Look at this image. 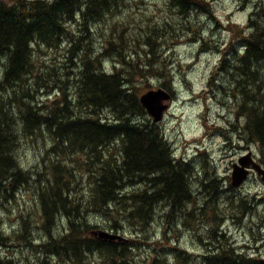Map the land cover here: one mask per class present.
I'll return each instance as SVG.
<instances>
[{
	"label": "trees",
	"instance_id": "obj_1",
	"mask_svg": "<svg viewBox=\"0 0 264 264\" xmlns=\"http://www.w3.org/2000/svg\"><path fill=\"white\" fill-rule=\"evenodd\" d=\"M126 2L128 0H14L8 3L0 0V67H4L0 89H12L15 96H0V199H12L19 186L31 184L32 178L16 157L21 137L18 133L29 138L47 131L54 142L46 151V157L54 159L46 168L49 175L45 176L43 184L38 182L42 228L49 237L45 247L38 245L39 250H44L41 251L44 258L19 262L0 255V264H54L51 258L56 257L58 264H91L90 258L96 256L102 264H135L129 256L135 242L91 236L98 226L91 224L89 216L96 213L104 217L113 223L112 230L118 231L123 220L132 225L148 224L160 204L168 205L172 215H179L185 205L194 201L190 191L193 163L174 157L161 127L148 117L139 100L143 90L135 81L149 78V72L154 70L145 71L142 65H136L127 75L121 71L107 73L100 68L104 54L97 57L91 56L89 50L80 51L83 63L75 74L76 109L86 112H74L72 102L69 104L66 98L62 101L65 106L53 102L39 109L28 101L36 91L37 77L32 74L37 49L59 45L71 36L70 25L78 26L83 34L89 35L93 24L104 22ZM170 2L185 16L199 10L210 12L205 0ZM258 9L255 19L250 21V32L239 36L238 45H243V49L239 50L233 41L225 47L221 71L226 66V57L234 56L236 61L228 66L227 73L232 80L231 92L239 99L237 115L246 121L245 140L248 144L264 146V5L259 3ZM161 27L165 26L146 24L141 27V41H146L151 54L155 46L158 49L162 44ZM81 42L73 41L70 53L77 51ZM125 42L120 40L118 45L125 46ZM155 72L161 78L170 79L164 68ZM18 91L22 92L20 98L16 97ZM17 104L21 117L15 112ZM45 110H49L48 116L38 112ZM64 157L75 159L68 164ZM61 159L65 160L64 164ZM220 182L218 179L201 182L212 203L221 195ZM83 184H87L86 189ZM235 204L242 208L246 200H237ZM59 218L66 219L68 228L65 234L57 236L54 229ZM216 219H212L214 223ZM219 227L218 224L214 230L213 245L212 240L216 238L223 242ZM21 237L29 241L28 237ZM11 239L0 224V247L8 246ZM227 244H219L217 250L207 256L205 264H259L256 258ZM186 260L177 253L174 262L162 261L180 264Z\"/></svg>",
	"mask_w": 264,
	"mask_h": 264
},
{
	"label": "rangeland",
	"instance_id": "obj_2",
	"mask_svg": "<svg viewBox=\"0 0 264 264\" xmlns=\"http://www.w3.org/2000/svg\"><path fill=\"white\" fill-rule=\"evenodd\" d=\"M205 1L209 13L199 10L185 16L172 7L170 0H128L121 10L109 14L104 22L93 24L89 35L83 34L78 26L70 25L71 36L56 47L45 45L36 51L32 74L37 77L36 91L31 94L33 99H28L36 109L51 106L53 102L65 106L62 101L66 98L69 104L72 102L74 112H86L76 109L75 87V74L83 63L79 52L85 50H89L91 56L105 55L100 59V68L107 73L121 71L127 75L136 65H142L145 71L154 70L149 72V78L135 81L143 93L163 86L171 87L174 101L160 127L176 159L193 163L190 191L194 201L185 205L179 215H172L168 205L160 204L148 224L132 225L123 220L118 231L112 230L113 223L104 217L96 213L89 216L91 224L98 226L91 236L109 232L125 242H135L136 246L129 254L135 264L174 262L177 253L187 259L180 264H205L207 256L215 252L219 244L224 246L227 242L240 253L257 260L264 258V183L259 176L253 175L240 189L231 187L233 165L249 151L264 166V146L248 144L245 140L247 135L243 126L246 121L237 115L239 99L231 92L232 80L227 73L228 66L236 61L234 56L226 57V66L221 71L225 47L233 41L239 50L243 49V45H238L239 36L250 32V21L255 19L259 3L264 5V0ZM146 24L165 26L160 32L162 44L158 49L154 47L153 54L139 35L143 33L141 27ZM75 40L82 42L77 51L70 53ZM120 40H126V45L119 46ZM148 64L151 66L147 67ZM3 68L0 67V81ZM160 68L170 74V79L161 78L155 72ZM6 90L0 89V96L6 98L9 95L11 98L12 94L15 97L12 89ZM21 95L22 92L18 91L16 97ZM18 107L17 104L15 112L21 117ZM38 112L42 116L49 115V110ZM18 136L21 137L16 157L32 180L30 185L19 186L16 193H12H15L12 199H0V224L7 236L12 237L8 246L0 247V255L13 257L19 262H34L44 258L41 253L44 250L39 248L49 242L48 234L42 228L38 182L43 184L45 176L49 175L46 168L54 159L46 157V151L54 142L47 131L29 138L22 132ZM196 145L204 151L197 150ZM64 159L72 164L75 158ZM64 159H61L63 164ZM212 179L221 181V195L213 203L201 183ZM82 186L87 188V184ZM240 199L246 200L242 208L235 204ZM212 219L217 221L214 223ZM218 224L224 235L223 242L216 238L212 240L213 245L211 239ZM67 228L66 219L59 218L55 234H65ZM21 236L28 237L29 241ZM90 260L102 264L98 256ZM51 261L59 263L57 257ZM92 261L89 262L92 264Z\"/></svg>",
	"mask_w": 264,
	"mask_h": 264
},
{
	"label": "water",
	"instance_id": "obj_3",
	"mask_svg": "<svg viewBox=\"0 0 264 264\" xmlns=\"http://www.w3.org/2000/svg\"><path fill=\"white\" fill-rule=\"evenodd\" d=\"M171 99L172 95L165 89L160 88L148 91L140 96V103L154 123L159 124L163 122L165 113L169 110L168 102ZM251 170L256 171L264 182V168L254 159V155L250 151L247 155L242 156L239 162L234 165L231 187L235 189L241 188L248 181ZM99 237L110 240L121 239V237L113 236L106 232H100ZM259 264H264V259H260Z\"/></svg>",
	"mask_w": 264,
	"mask_h": 264
},
{
	"label": "flooded vegetation",
	"instance_id": "obj_4",
	"mask_svg": "<svg viewBox=\"0 0 264 264\" xmlns=\"http://www.w3.org/2000/svg\"><path fill=\"white\" fill-rule=\"evenodd\" d=\"M253 175H257V173H255L254 171H251V176H253Z\"/></svg>",
	"mask_w": 264,
	"mask_h": 264
},
{
	"label": "bare ground",
	"instance_id": "obj_5",
	"mask_svg": "<svg viewBox=\"0 0 264 264\" xmlns=\"http://www.w3.org/2000/svg\"><path fill=\"white\" fill-rule=\"evenodd\" d=\"M84 60V59H83ZM68 259V258H67Z\"/></svg>",
	"mask_w": 264,
	"mask_h": 264
}]
</instances>
